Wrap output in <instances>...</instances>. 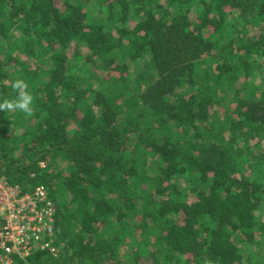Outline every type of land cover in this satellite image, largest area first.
<instances>
[{"label":"trees","instance_id":"16d2710c","mask_svg":"<svg viewBox=\"0 0 264 264\" xmlns=\"http://www.w3.org/2000/svg\"><path fill=\"white\" fill-rule=\"evenodd\" d=\"M18 79L0 177L47 189L54 253L13 264H264V0H0Z\"/></svg>","mask_w":264,"mask_h":264},{"label":"built area","instance_id":"2783aa9c","mask_svg":"<svg viewBox=\"0 0 264 264\" xmlns=\"http://www.w3.org/2000/svg\"><path fill=\"white\" fill-rule=\"evenodd\" d=\"M54 209L44 186L31 193L0 177V264L26 260L37 251L54 253Z\"/></svg>","mask_w":264,"mask_h":264},{"label":"clouds","instance_id":"9594fccd","mask_svg":"<svg viewBox=\"0 0 264 264\" xmlns=\"http://www.w3.org/2000/svg\"><path fill=\"white\" fill-rule=\"evenodd\" d=\"M27 87V83L23 80H16L12 84V88L14 90H18V98L15 101H9L5 99L3 103H0V110H10L15 108L27 113L28 115H31L33 96L27 92ZM205 264H209V262L206 261Z\"/></svg>","mask_w":264,"mask_h":264},{"label":"rangeland","instance_id":"374dc122","mask_svg":"<svg viewBox=\"0 0 264 264\" xmlns=\"http://www.w3.org/2000/svg\"><path fill=\"white\" fill-rule=\"evenodd\" d=\"M258 75H259V74H258ZM126 247H130V244L127 243V244H126Z\"/></svg>","mask_w":264,"mask_h":264}]
</instances>
